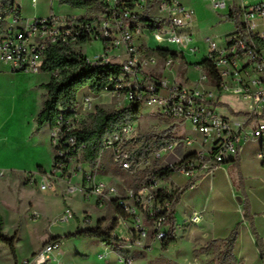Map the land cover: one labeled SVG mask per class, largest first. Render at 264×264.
Segmentation results:
<instances>
[{"label":"built area","instance_id":"2783aa9c","mask_svg":"<svg viewBox=\"0 0 264 264\" xmlns=\"http://www.w3.org/2000/svg\"><path fill=\"white\" fill-rule=\"evenodd\" d=\"M106 1V10L97 20L80 21L75 16H58L51 12L24 26L15 25L21 19L20 11L15 5L9 6L14 19L0 41V61L13 71L40 72L50 47H77L97 39L103 41L105 51L92 57L82 52L84 60L92 66L106 65L116 63L111 59L113 51L123 47L122 55L126 58L120 63L119 74L112 78L113 88L105 91L111 96H124L127 104L134 102L140 107H152V115L172 121L169 127L177 125V129L190 125L197 132L196 137L173 134L170 142L143 157L133 155V151L146 137L138 130V122L129 123L105 139L97 166L93 168L84 157L86 144H78L77 136L72 133L81 128L82 121L96 109L95 99L99 94L88 90L78 95L72 108L74 113L67 120L61 114L57 124L51 127L56 158L53 171L29 174L30 183L40 180L42 190L56 183L52 179H63L68 183L69 193H79L85 199L95 197L96 205L101 209H105L106 204L120 208L122 215L117 214L126 223L129 235L125 239L129 246L146 248V241L150 240L151 244L157 240L162 242L168 236L173 216L171 197L175 190H181L173 180L175 173L195 181L237 156L243 142L264 138V0H207L213 10L226 11L221 15L224 19L231 10L237 9L243 27L236 26L225 35L223 43L217 38H208L210 51L206 59L216 67L221 81L217 84L210 75L203 74L201 80L205 85L202 87L187 86L166 75L146 72L147 67L157 65L160 60L168 68L174 59L171 56L163 58L154 52L143 55L135 42V34L150 28L141 24L132 27V20L145 12L153 1L157 17L166 19L158 28L150 29L154 38L161 43L190 44L192 34H183L182 29L193 21L194 8L178 0ZM198 66L204 69L203 65ZM62 71L63 68L58 67L50 73L59 78ZM210 80L213 89L209 90L205 86ZM227 92L241 100L243 107L238 114L222 105L220 96ZM156 130L151 135L166 129L158 127ZM107 151L113 165L132 177L142 178L148 170L162 169L169 173L161 171L139 187L134 184L119 187L99 178L100 163ZM79 175V180L73 183ZM74 216V211L67 206L61 219L68 221ZM190 219L196 223L201 214L194 212ZM88 222L91 218L86 215L84 223ZM60 245L57 240L47 241L23 264H61L55 256ZM123 261L126 264L134 262L132 258Z\"/></svg>","mask_w":264,"mask_h":264},{"label":"rangeland","instance_id":"374dc122","mask_svg":"<svg viewBox=\"0 0 264 264\" xmlns=\"http://www.w3.org/2000/svg\"><path fill=\"white\" fill-rule=\"evenodd\" d=\"M150 2L153 4V1ZM22 6L24 15L27 17H47L51 12L64 16L61 13L65 11V4H62L60 0H36L35 3L33 0H22ZM213 11L221 21L226 20L221 17L226 11ZM101 14L102 12L98 9H90L86 16L97 20ZM150 14L158 16L153 5ZM5 19L12 22L14 15L10 13ZM230 23L228 25L231 26L232 23ZM138 41L142 43L140 48L143 55L153 50L147 46V43L150 42L156 47L165 44L157 41L150 29L147 32L135 34V42ZM220 41L223 43L224 37ZM169 45L175 47L176 44L169 43ZM77 48L90 57L105 51L103 41L97 39L86 45H79ZM119 51L124 53L123 47ZM113 53L112 61L116 63L124 61L125 55L117 56L118 50H114ZM182 62L185 63V61ZM174 68L179 80L185 78L188 82H193L200 87L205 85L201 80L202 75L209 76L205 66L201 69L192 65L185 71L179 69L178 65H174ZM145 71L156 72V67L149 66ZM164 74L169 78L173 77L169 69H166ZM51 77L50 71L44 70L26 72L0 69V214L3 218L0 232L9 238L14 237V251L11 250L9 243H0V264H23L26 258L32 256L34 249L44 245L52 236L60 237L59 252L64 264H126L123 261L126 258H132L133 264H218L223 253V244L214 245L207 256H201L199 260L197 257L199 251H193L181 239H178L176 243L172 242L167 249L162 248L160 241L151 244L150 240L146 241V244L148 243L146 248L131 247L125 239L129 235L126 223L118 216L112 205L106 204L105 209H101L97 207L95 197L85 199L79 193H69L68 183L62 178V180L52 179L56 183L46 190L40 188V180L37 183H30L31 172H38L43 168L42 171L50 174L54 167L55 151L51 140L50 124H45L38 129L37 123V116L46 99L44 84L48 83ZM210 84H212L211 80L205 86L209 90L213 89ZM86 92L88 90L82 91V93ZM220 99L230 101L237 110L243 107L241 100L230 95L229 92L221 94ZM228 101L225 102L229 103ZM95 102L96 105L109 111L127 105L124 96H111L107 91L100 93ZM152 111V107L146 105L141 107L138 130L142 137L156 133L158 127L168 129L172 123L170 119L152 115ZM87 120L89 122V116L86 117ZM176 126L173 132L175 136H198L190 125L177 129ZM113 171L120 175V182L117 183L119 187L133 186L135 177L114 166L107 151L103 155L98 175L103 174L102 178L112 182L110 176ZM174 175L178 177V174ZM79 178L80 175L73 180V183ZM67 206L74 211L75 216L68 221H63L61 216ZM86 215L91 218V222L84 223ZM114 220H116V228L113 233L121 239L119 245L127 252V256L120 255L111 245L94 237L78 234L81 230L96 228L98 225L102 229H108ZM116 229L117 232H115ZM251 260L252 258L249 259V263L253 264Z\"/></svg>","mask_w":264,"mask_h":264},{"label":"crops","instance_id":"0c3cea01","mask_svg":"<svg viewBox=\"0 0 264 264\" xmlns=\"http://www.w3.org/2000/svg\"><path fill=\"white\" fill-rule=\"evenodd\" d=\"M178 1L195 9L193 21L190 25L182 29L183 34H192L193 41L190 44H176L175 47L169 45V43L159 46L176 51L184 59L180 57L174 59L173 64L168 68L164 67L163 61L160 60L157 65L153 66L156 67V72L154 71L153 73L165 75L164 71L169 69L173 74L172 79L187 86H197L193 82H188L185 78L179 80L176 76L177 72L174 65H178L179 69L184 71L192 65L198 66V63L206 59L210 51L208 38H217L219 43H221L220 39L234 31L236 25L233 21L227 19L221 21L207 0ZM14 5L18 7L21 18L15 24L16 26H24L33 18H36L24 15L22 0H14ZM64 9L65 11L61 13L62 15L75 17L87 15L90 11V9L75 8L69 4H65ZM229 22L232 23L231 26L228 25ZM12 24L13 21L10 22L5 19L4 25L0 30V41L6 34L7 28ZM137 44L139 47L142 45L139 41ZM147 46L152 49L157 48L151 45L150 42L147 43ZM118 53L123 54L119 50ZM182 61H185V63ZM3 68L10 69L7 64L1 62L0 69ZM146 72L151 73V71ZM225 101H221L222 105L238 114V110L235 108L236 106L230 101H228L230 104ZM263 148L264 138H252L243 142L242 148L237 156L218 165L213 173L203 174L191 186L181 192L180 199L175 205V212L173 214L175 218L174 235L176 238L174 243L178 239L184 240L193 251H199V256H197L199 260L201 256L206 257L208 252L214 248V245L223 244L224 239L238 225L237 239L234 245V255L237 259V263L235 264H250V258H252L251 261L253 264H264V258L258 246V239L253 233L251 224L252 221L258 236L262 240L264 250ZM101 175L99 177L104 179L102 178L103 174ZM177 176H174L173 180L182 189L189 181L187 179L184 180L179 175ZM110 178L111 183L117 184L120 182V175L116 171L112 172ZM246 207H248L249 218L245 216ZM194 212L201 214L200 221L196 223L190 219ZM170 228L171 225L169 230ZM115 232H117V229ZM49 240L50 238L47 241ZM211 242L213 246L208 251L203 252L202 249L208 247ZM160 243L162 245L161 241ZM40 248L41 245L34 249L33 253ZM55 256L61 264H64L60 258L59 250L56 251Z\"/></svg>","mask_w":264,"mask_h":264},{"label":"trees","instance_id":"16d2710c","mask_svg":"<svg viewBox=\"0 0 264 264\" xmlns=\"http://www.w3.org/2000/svg\"><path fill=\"white\" fill-rule=\"evenodd\" d=\"M62 4H69L75 8L82 9H98L102 13L105 12L107 7L106 0H60ZM14 5V0H2L0 1V30L4 25L5 18L11 13L9 6ZM152 2L149 3L148 8L142 14L137 15L132 20V27L136 24H141L145 28H158L161 24L166 22L163 17H157L150 14L152 8ZM227 20L233 21L236 26L242 28L243 24L239 22V11L237 9L231 10L228 14ZM80 21H93V18H89L86 15L79 17ZM85 42V39L82 40ZM159 56L166 58L171 56L173 59L182 58L183 56L176 51H171L162 47H157L152 50ZM206 67L210 77L220 84V77L218 76L216 67L207 59L198 63ZM63 68L62 75L59 78L51 77L50 81L44 84L46 88V99L44 105L37 116L38 129H41L45 124H50V127H54L61 114L64 115L67 120L74 112L72 108L75 107L77 97L82 91L90 90L95 94L104 92L107 88L111 89L114 86L112 78L119 74L120 63H111L106 65L92 66L86 63L84 60L82 51L76 46L70 47L68 45H54L50 47L47 53L46 64L43 67L44 71H51L55 68ZM60 107L62 110H60ZM233 110V109H232ZM141 117V107L139 104L131 102L123 108L116 110H106L100 105L96 106L95 111L89 115L88 120L82 121L81 128L74 130L72 133L77 136L78 144L85 143L84 157L91 167H96L98 158L104 147V141L107 137L114 135L124 125L132 122H138ZM175 126H171L163 132L146 137V139L140 144V146L133 151V155L148 156L152 151L161 148L172 140ZM264 157V148H263ZM56 158L54 157V162ZM43 168L40 169L42 171ZM162 169L148 170L146 175L142 178L136 176L134 178V185L139 187L141 184L148 182L151 177L161 172ZM163 174H168L169 171H162ZM194 181H189L181 190H175L172 199V212H175V205L180 199L181 192L191 186ZM118 214L122 215V210L116 208ZM245 216L248 217V207L245 209ZM249 218V217H248ZM3 224V218L0 214V227ZM253 233L258 239V246L262 252L264 258V250L262 240L258 236L256 229L251 221ZM116 228V220H114L112 226L108 229H102L100 225L96 228H87L78 232L83 236L94 237L106 244H109L120 255L127 256V252L121 249L119 243L121 239L117 235H114ZM175 218L171 217V228L169 230L167 238L162 241V248L167 249L169 245L176 240L175 235ZM238 225L233 229L231 234L223 241V253L220 256L218 264H235L237 259L234 255V245L237 239ZM59 236H52L50 240L59 241ZM14 237L9 238L7 235L0 232V243L7 242L11 245V250L14 251ZM213 243L211 242L208 247L202 249L207 251Z\"/></svg>","mask_w":264,"mask_h":264}]
</instances>
